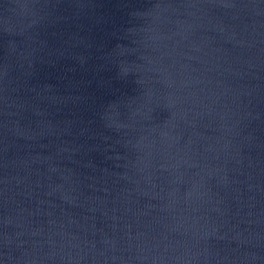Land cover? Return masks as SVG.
<instances>
[{
	"label": "water",
	"instance_id": "1",
	"mask_svg": "<svg viewBox=\"0 0 264 264\" xmlns=\"http://www.w3.org/2000/svg\"><path fill=\"white\" fill-rule=\"evenodd\" d=\"M0 264H264V0H0Z\"/></svg>",
	"mask_w": 264,
	"mask_h": 264
}]
</instances>
